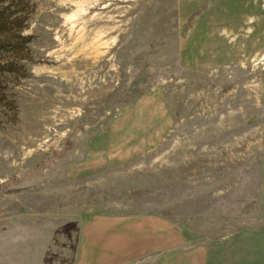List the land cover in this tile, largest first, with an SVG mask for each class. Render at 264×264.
<instances>
[{
  "label": "rangeland",
  "instance_id": "obj_1",
  "mask_svg": "<svg viewBox=\"0 0 264 264\" xmlns=\"http://www.w3.org/2000/svg\"><path fill=\"white\" fill-rule=\"evenodd\" d=\"M32 1L0 105V264H75L94 213L204 254L264 239V0Z\"/></svg>",
  "mask_w": 264,
  "mask_h": 264
},
{
  "label": "crops",
  "instance_id": "obj_2",
  "mask_svg": "<svg viewBox=\"0 0 264 264\" xmlns=\"http://www.w3.org/2000/svg\"><path fill=\"white\" fill-rule=\"evenodd\" d=\"M167 225L151 217L89 214L75 264H264V239L257 231L254 238L240 231L236 240L223 241L222 250H210L209 240L204 254L197 246L182 249L181 233Z\"/></svg>",
  "mask_w": 264,
  "mask_h": 264
},
{
  "label": "trees",
  "instance_id": "obj_3",
  "mask_svg": "<svg viewBox=\"0 0 264 264\" xmlns=\"http://www.w3.org/2000/svg\"><path fill=\"white\" fill-rule=\"evenodd\" d=\"M35 9L32 0H0V105L10 107L9 78L29 75L33 35L26 33ZM12 106V105H11ZM12 108V107H11Z\"/></svg>",
  "mask_w": 264,
  "mask_h": 264
}]
</instances>
